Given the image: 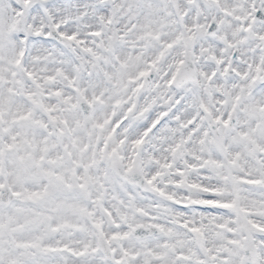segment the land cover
Segmentation results:
<instances>
[{
    "label": "clouds",
    "instance_id": "clouds-1",
    "mask_svg": "<svg viewBox=\"0 0 264 264\" xmlns=\"http://www.w3.org/2000/svg\"><path fill=\"white\" fill-rule=\"evenodd\" d=\"M262 3L0 0V182L20 193L0 203L2 264H108L109 248L122 247L143 264L148 245L185 238L171 221L209 194L201 188L241 204L264 199L239 183L243 165L227 163L224 149L243 157L245 144L218 147L212 124L227 119L238 134L253 117L264 123ZM157 221L171 238L136 227ZM113 232L128 239L106 245Z\"/></svg>",
    "mask_w": 264,
    "mask_h": 264
},
{
    "label": "snow or ice",
    "instance_id": "snow-or-ice-1",
    "mask_svg": "<svg viewBox=\"0 0 264 264\" xmlns=\"http://www.w3.org/2000/svg\"><path fill=\"white\" fill-rule=\"evenodd\" d=\"M260 2V0H258ZM27 0H25V4ZM264 7V3H262ZM258 20H264L260 13H256ZM39 33L37 36L39 37ZM95 35V33H93ZM63 39L72 41L75 37L72 35L63 36ZM46 40V37L42 38ZM151 67V65H149ZM149 75L148 72L142 71L139 77ZM138 77V78H139ZM173 79L175 77L173 76ZM171 80L169 84H171ZM264 88V84L260 85ZM131 111V109H129ZM207 112L208 110L205 109ZM264 112V108L259 109ZM167 114L161 112L157 119L152 120L150 126L145 127L144 136H147L155 128L159 127ZM255 120V128L249 131L234 133L229 126V120H221L219 117L212 119V124L216 127L213 129L214 142L218 147H223V142L226 139L236 138L245 144V154L243 157L239 153L231 155L224 149L229 157L227 163L230 166L241 164L244 166V175L239 180V183L248 186L252 190L264 191V143L258 139V134L264 133V123L259 118L253 117ZM119 127V125H117ZM188 128L195 127V121H189ZM207 135V134H206ZM143 143V137L136 139L133 142V147H138ZM203 143V141H201ZM11 149L12 145H7ZM180 145L177 144L172 151L175 153ZM116 149L112 152L115 153ZM209 163V161H205ZM215 167L220 168L222 165L216 161H212ZM131 169V164L128 165ZM162 167H170V165H162ZM183 175V173H179ZM159 173H157V176ZM156 176L146 180V184L152 185L156 180ZM191 187H196L192 185ZM156 190V189H154ZM202 192L209 193L203 198L194 200L193 209L185 206L179 211L185 214V218H174L171 224H174L177 231L185 237L173 243L161 241L156 245L157 250H153L152 245H148L144 251L143 264H168L171 253H175L174 259L176 264H264V220L258 222V217H264V199L241 204L238 198L232 200L219 199L223 195V191L217 188L203 187ZM163 195V193H160ZM20 193L6 188L5 184L0 182V203L5 202V199L19 196ZM39 197L38 193H32L30 198ZM169 199H171L169 197ZM134 211L142 212V209L135 208ZM104 215L111 217L113 213L105 209ZM127 217L122 216L121 219ZM154 219V218H153ZM96 228H101V224L96 223ZM138 229L147 227L153 230V233H161L164 237L171 238L173 231L168 224L157 222H149L147 225H137ZM253 232L256 235L255 240H250L247 233ZM104 236L103 232L100 233ZM137 236L146 235L141 231L136 232ZM128 234L113 232L111 236L104 239L106 245L110 241L127 240ZM210 240L212 241L210 243ZM259 242V243H258ZM162 249V250H160ZM48 252H55L57 249L48 248ZM111 256L108 257V264H133L137 261V256L131 255L125 248H121L117 254L116 249L109 248ZM83 255V253H79ZM3 257H0L2 264Z\"/></svg>",
    "mask_w": 264,
    "mask_h": 264
}]
</instances>
